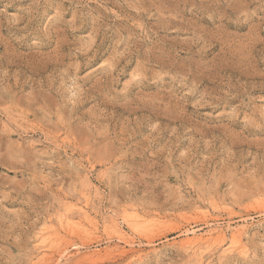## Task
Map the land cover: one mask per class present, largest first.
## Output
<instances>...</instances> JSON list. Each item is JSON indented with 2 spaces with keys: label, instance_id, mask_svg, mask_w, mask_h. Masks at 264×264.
<instances>
[{
  "label": "rangeland",
  "instance_id": "obj_1",
  "mask_svg": "<svg viewBox=\"0 0 264 264\" xmlns=\"http://www.w3.org/2000/svg\"><path fill=\"white\" fill-rule=\"evenodd\" d=\"M0 264H264V0H0Z\"/></svg>",
  "mask_w": 264,
  "mask_h": 264
},
{
  "label": "bare ground",
  "instance_id": "obj_2",
  "mask_svg": "<svg viewBox=\"0 0 264 264\" xmlns=\"http://www.w3.org/2000/svg\"><path fill=\"white\" fill-rule=\"evenodd\" d=\"M88 201V200H87ZM86 201V202H87ZM86 205V204H85ZM89 206V205H88ZM82 211H83V213H85V214H87V212H88V209H86V206L85 207H82V209H81ZM88 215V214H87ZM89 216V215H88ZM92 219V218H91ZM93 220V219H92ZM109 224L110 225H108V227L110 226V228H112L113 230H114V232H117L118 233V235H119V237L120 238H122V239H126V234L123 232V230L118 226V224L117 223H115V221H112L111 223L109 222ZM65 225H66V223H65ZM68 225V224H67ZM69 226V225H68ZM105 227H107V226H105ZM218 228V227H217ZM217 228H215L216 230H214V229H212V232H213V230L216 232L215 233V235H216V239L217 240H224V237H225V231L223 230V229H217ZM236 229H237V227H236ZM245 230V229H244ZM71 231V230H70ZM209 231V230H208ZM188 232V231H187ZM237 232H238V230H237ZM235 232H233V231H231V234H230V236H231V240H233V238L234 237H236L235 236V234H234ZM211 232H209V233H207V235L206 236H204V235H201V236H189V237H186L185 239H184V241H182L183 243L182 244H184V245H186V246H188L189 247V249H191L190 247H196L197 245H201V243L203 244V242H206L207 240H208V238H210V236H211ZM213 235V234H212ZM188 236V235H187ZM127 244H130V242L127 240H124ZM181 241V240H180ZM42 245V244H41ZM183 245V246H184ZM182 246V247H183ZM118 248V247H117ZM229 247H227V249H228ZM125 249V248H124ZM124 249H120L121 250V253H123V252H125V250ZM225 249V248H224ZM104 250V249H103ZM113 250V249H112ZM230 250H232L231 248H230ZM97 252H99L98 250H96ZM113 251H115V250H113ZM128 251V250H127ZM64 252V251H63ZM91 252H93V253H91ZM91 252H89L88 254L86 253L85 255H82L83 257V260L84 259H92V258H94V259H92V260H95L96 258V256L97 255H99L100 254V252H99V254L97 253V252H94V251H91ZM240 253V252H239ZM43 257V256H42ZM99 258V257H98ZM68 259V258H67ZM80 260V259H79ZM78 260V261H79ZM89 261V260H88Z\"/></svg>",
  "mask_w": 264,
  "mask_h": 264
}]
</instances>
